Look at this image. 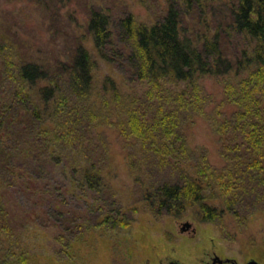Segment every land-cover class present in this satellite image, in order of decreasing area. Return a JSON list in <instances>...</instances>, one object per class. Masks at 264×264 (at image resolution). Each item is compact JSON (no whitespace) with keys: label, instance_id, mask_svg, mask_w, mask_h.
Segmentation results:
<instances>
[{"label":"trees","instance_id":"obj_1","mask_svg":"<svg viewBox=\"0 0 264 264\" xmlns=\"http://www.w3.org/2000/svg\"><path fill=\"white\" fill-rule=\"evenodd\" d=\"M81 1L88 4L84 12L78 9ZM89 1L20 0L32 10L38 5L49 10L51 4L53 12H65L73 22V41L51 60L38 52V60H27L11 46H0V82L8 91L0 123L4 112L11 117L22 111L50 137L51 163L60 164L68 152L71 172L99 192L109 179L105 176H116L112 146L130 157L151 152L160 160L164 149L172 154L188 144L189 125L191 132L204 122L219 142L223 166L206 164L194 178L154 189L152 205L175 218L193 209L204 223L224 213L237 217L242 198L253 192L264 205V0H220L226 16L214 27L210 0H166L163 13L149 22L128 11L115 17L110 6ZM191 12L198 16L197 26L201 23L198 31L187 23ZM235 37L240 48L227 56L226 46ZM102 66L108 74H99ZM213 80L221 90H209L207 82ZM200 91L211 95L198 112L191 103L201 98ZM95 143L101 153L84 159L82 153H93ZM53 196L47 201L51 208L38 219L56 229L47 249L25 241L29 217H18L0 197V264H98L99 246L108 249L109 233L126 225L121 207L86 220L74 207L64 209V199L53 204Z\"/></svg>","mask_w":264,"mask_h":264},{"label":"rangeland","instance_id":"obj_2","mask_svg":"<svg viewBox=\"0 0 264 264\" xmlns=\"http://www.w3.org/2000/svg\"><path fill=\"white\" fill-rule=\"evenodd\" d=\"M89 2L110 6L115 17L128 11L135 14L136 20L149 22L163 13L166 0ZM86 5V1H81L78 4L79 11L84 12ZM49 6V10L39 5L36 10H32L20 0H0V46H11L13 54L16 51L27 60H38L36 52L48 60L61 52L65 44L73 41L69 35L73 22L69 21L65 12L59 15L53 12L54 5ZM210 6V13L213 14L211 26L214 27L224 20L226 9L220 0H210L207 10ZM186 20L193 32L195 28L197 31L202 28L201 23L197 26V14L191 12ZM237 44V37L232 38L229 46L225 47L227 56L237 54L240 48ZM3 65L0 60V77L3 75ZM108 73V69L102 66L99 74ZM207 86L210 91L220 89L215 80L208 81ZM3 88L6 87L0 82V100H3L0 101L1 105L8 102L4 101L8 91H3ZM210 95L200 91L201 98L193 100L191 104H195L199 112L201 106L205 107ZM8 115V112H4L1 118L3 123H0V197L9 203L18 217H29L28 227L23 234L31 247L47 249L48 241L56 231L46 220L45 223L38 220L43 217V210L51 208L47 201L54 195L53 204L64 199L67 201L64 209L74 207L81 219L86 220L100 212L107 214L116 207L122 208L126 225L120 231L109 233L108 237L112 241L108 249L104 245L99 246L98 264L100 259L103 264H207L214 255L222 260H234L238 264L249 261L264 264V215L261 210L264 205L255 200L254 192L242 198V203L237 208V217L224 213L225 216L213 223L200 221L193 209H188L182 217L175 218L158 212L152 205L149 193L154 189L164 184L182 183L185 178H194L197 170L206 164L223 166L219 156V142L210 125L198 120L199 124L191 132L189 125L186 128L188 144L180 149L175 148L172 154L164 149L167 152L160 160H156L151 152L142 156L140 151H136L130 157L128 151L121 152L118 147L112 146V168L116 176H105L109 178L102 183L105 188L97 192L89 189L81 177L71 172L67 162L72 156H67L68 152L62 153L60 164L51 163L48 158L53 150L50 137L39 132L37 124L27 115L22 111L12 113L11 117ZM107 139L110 141L111 138ZM93 148L95 153H82L84 159L96 158L101 153L100 145L95 143ZM54 151L61 154L57 148ZM124 155H128V167L123 161ZM70 176L76 178L68 180ZM6 177L4 184L2 178ZM68 186L71 187L69 193L66 189ZM109 192L115 195L109 196ZM49 194L51 197L47 198ZM147 195L149 197L145 201ZM251 213H255L253 218ZM248 220L250 224L246 223ZM184 222L191 223L194 231L190 229L182 232L180 228ZM45 224L50 227L44 229ZM105 249L108 251H104Z\"/></svg>","mask_w":264,"mask_h":264},{"label":"water","instance_id":"obj_3","mask_svg":"<svg viewBox=\"0 0 264 264\" xmlns=\"http://www.w3.org/2000/svg\"><path fill=\"white\" fill-rule=\"evenodd\" d=\"M191 227H192V224L191 223L184 222V223L181 224V228L180 229H181V231H184L185 229H188L189 230ZM192 231H194V229ZM215 263H218V264H223V263L238 264L234 260H230V259L222 260L219 257H217L215 259L214 264ZM247 264H259V263H257L256 261H249Z\"/></svg>","mask_w":264,"mask_h":264},{"label":"flooded vegetation","instance_id":"obj_4","mask_svg":"<svg viewBox=\"0 0 264 264\" xmlns=\"http://www.w3.org/2000/svg\"><path fill=\"white\" fill-rule=\"evenodd\" d=\"M191 229V228H190ZM189 229V230H190ZM185 230H188V229H185ZM193 229H191V231H192ZM182 232H184V231H182ZM218 256L217 255H214L212 258H211V261L210 262H207V264H214V261H215V259L217 258ZM237 263V262H236ZM248 263V262H247ZM246 263V264H247ZM171 264H180V263H176V262H174V263H171ZM215 264H218V263H215Z\"/></svg>","mask_w":264,"mask_h":264}]
</instances>
